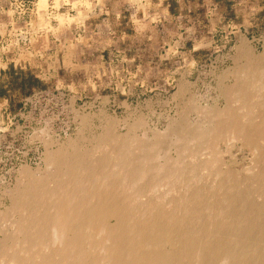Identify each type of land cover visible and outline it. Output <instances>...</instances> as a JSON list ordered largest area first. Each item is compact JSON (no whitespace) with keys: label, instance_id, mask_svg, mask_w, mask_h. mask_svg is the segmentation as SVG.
<instances>
[{"label":"rangeland","instance_id":"374dc122","mask_svg":"<svg viewBox=\"0 0 264 264\" xmlns=\"http://www.w3.org/2000/svg\"><path fill=\"white\" fill-rule=\"evenodd\" d=\"M70 2L75 13L59 8ZM80 3L91 9L81 0H0L3 212L20 168L44 170L47 149L73 143L79 154L99 156L108 131L126 140L124 151L159 139V163L185 161L195 149L183 152V133L208 126L219 112L242 113L235 89L249 102L259 92L244 67L264 63V0H106L112 14H92L87 24ZM226 144L214 146L222 167L241 180L253 174L250 148ZM11 219L5 213L0 222Z\"/></svg>","mask_w":264,"mask_h":264},{"label":"bare ground","instance_id":"6f19581e","mask_svg":"<svg viewBox=\"0 0 264 264\" xmlns=\"http://www.w3.org/2000/svg\"><path fill=\"white\" fill-rule=\"evenodd\" d=\"M244 68L255 101L235 89L242 113L219 112L183 133V152L195 149L185 161L159 163V139L124 151L126 140L106 131L99 156L72 143L47 149L44 170L23 165L0 209V220L12 217L0 222V264H264V63ZM41 136L48 147L47 130ZM221 140L250 148L253 174L241 180L222 167Z\"/></svg>","mask_w":264,"mask_h":264},{"label":"crops","instance_id":"0c3cea01","mask_svg":"<svg viewBox=\"0 0 264 264\" xmlns=\"http://www.w3.org/2000/svg\"><path fill=\"white\" fill-rule=\"evenodd\" d=\"M80 1V0H79ZM83 2H92V6H91V9L88 8V6L86 5H81V3L77 6V9H79V11L81 12V14H83L86 19H85V23L87 24V20L89 19V17L92 15V14H109L111 13L112 14V10H109L106 8V6H103L102 3L106 0H81ZM37 8V7H36ZM51 8V6L47 9ZM61 9H64L66 12L65 13H69V12H76V8L73 7L72 3H62V5L59 7ZM101 25L102 26L104 24V21L105 20H101ZM81 26V25H79Z\"/></svg>","mask_w":264,"mask_h":264},{"label":"trees","instance_id":"16d2710c","mask_svg":"<svg viewBox=\"0 0 264 264\" xmlns=\"http://www.w3.org/2000/svg\"><path fill=\"white\" fill-rule=\"evenodd\" d=\"M28 80H31V79H28ZM22 83L24 84V80L22 81ZM34 85H36V81H32V82L29 83L30 87H32ZM0 95H2V92H0Z\"/></svg>","mask_w":264,"mask_h":264},{"label":"built area","instance_id":"2783aa9c","mask_svg":"<svg viewBox=\"0 0 264 264\" xmlns=\"http://www.w3.org/2000/svg\"><path fill=\"white\" fill-rule=\"evenodd\" d=\"M21 8H24V5H22ZM4 107H6V103L5 102L0 104V109H5Z\"/></svg>","mask_w":264,"mask_h":264}]
</instances>
